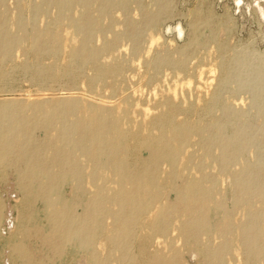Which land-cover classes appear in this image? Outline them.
<instances>
[{
    "label": "rangeland",
    "instance_id": "1",
    "mask_svg": "<svg viewBox=\"0 0 264 264\" xmlns=\"http://www.w3.org/2000/svg\"><path fill=\"white\" fill-rule=\"evenodd\" d=\"M60 1L63 0H0V145L12 142L19 147L15 149L18 155L13 153L15 156H5L0 151V160H4L0 161V264H29L31 261L34 264L43 261V264H167L175 255L177 264H205L202 251L218 247L225 248L223 264H264L261 257L248 255L239 244L241 229L250 227L252 219L264 212V200L247 195L237 184L245 171L253 174L259 169L264 181V20L256 7L258 1L243 0L240 8L235 0H65L68 2L65 8H61ZM260 6L264 9V3ZM86 16L91 22H86ZM179 25L183 35L177 32ZM6 56L10 57L7 59ZM174 97L179 101L175 102ZM7 113H13V118ZM172 123L182 129V138L171 141ZM60 125L65 128L61 129ZM97 126L106 130L102 132L101 142H98ZM244 132L247 140L243 141L240 135ZM9 135H14L15 140ZM38 138L39 143H36ZM183 139L186 140L183 153L177 157L162 156L158 160L156 184L149 186L146 180L153 161L149 149L160 151L167 142L178 145ZM18 142H22L25 150ZM225 143L231 155L223 162L222 145ZM111 144L117 149L113 153L106 152L104 148ZM38 145H50L47 147L49 152L44 150L33 155L34 148L40 147ZM54 147L57 151L52 149ZM61 147L63 155L60 154ZM98 148L102 151L101 158L95 157ZM23 151H26L25 155ZM74 151L78 155L76 158ZM233 154H240V160L233 159ZM62 159H65V165ZM118 163H121L119 169ZM122 166L143 176L141 194L144 198L159 195L148 208L137 203L126 205L128 213L135 219L128 240L123 237V221L117 217L122 210L117 200L133 185L121 178L119 170ZM35 167L39 168L35 170ZM191 182L201 185L210 196L207 207L210 227L188 242L183 228L190 215L184 208L173 205L175 189ZM25 183L30 185L29 188ZM20 186L27 188L24 191ZM37 199L40 200L34 201ZM29 203L34 204L30 206ZM90 205L95 206L92 220L86 212ZM157 213L163 215L156 221L164 226L165 232L154 227ZM28 223L32 225L26 229ZM82 231L87 232L86 237ZM45 242L46 246H51L47 248ZM23 246L26 247L23 249ZM50 247H53L52 252ZM19 255H23V259ZM153 258H157V262L152 261Z\"/></svg>",
    "mask_w": 264,
    "mask_h": 264
},
{
    "label": "bare ground",
    "instance_id": "2",
    "mask_svg": "<svg viewBox=\"0 0 264 264\" xmlns=\"http://www.w3.org/2000/svg\"><path fill=\"white\" fill-rule=\"evenodd\" d=\"M28 1V0H27ZM38 2H39V0H37ZM99 1V0H98ZM258 2L256 3V7H257V9H258V12H259V15H260V17H261V19L262 20H264V9L260 6V3H264V0H257ZM235 2H236V4H237V7L238 8H240L241 7V4H242V2H243V0H235ZM29 3V2H28ZM32 4V3H31ZM12 6V5H11ZM60 6H61V8H65V7H67L68 6V2L67 1H65V0H63V1H60ZM28 9V8H27ZM30 14V13H29ZM77 14V13H76ZM93 16V15H92ZM33 18V17H32ZM21 19H23V18H21ZM35 20V19H34ZM86 22L87 23H89V22H91V18L89 17V16H86ZM29 22V21H28ZM44 22V21H43ZM46 23H47V21H46ZM28 25H30L29 23H28ZM174 29V28H173ZM30 30V29H29ZM122 30V29H121ZM170 31H172L171 29H169ZM174 30H176V29H174ZM177 32L179 33V35H183L184 34V31H183V28L181 27V25H179L178 26V28H177ZM138 36V35H137ZM110 37V36H109ZM77 39V38H76ZM137 42V41H136ZM3 43V42H2ZM4 44V43H3ZM124 44V43H123ZM3 46V45H2ZM1 47V46H0ZM6 48H8V46H5ZM4 47V48H5ZM14 47V46H13ZM13 47H12V49H13ZM124 47V46H123ZM2 48V47H1ZM11 48V47H10ZM9 48V49H10ZM17 49V48H16ZM123 49V48H122ZM126 49V48H125ZM124 49V50H125ZM14 50H15V48H14ZM123 50V51H124ZM6 51V50H5ZM126 51H129V50H127L126 49ZM0 52H1V49H0ZM7 52V51H6ZM10 52V51H9ZM122 52V51H121ZM150 52H151V49H150ZM149 52V53H150ZM2 53V52H1ZM8 53V52H7ZM120 53V52H119ZM127 53V52H126ZM149 53H148V51H147V54L149 55ZM117 55V54H116ZM120 55H121V53H120ZM1 56V55H0ZM7 57V56H6ZM10 57V56H9ZM9 57H7V59L9 58ZM143 57V56H142ZM1 58V57H0ZM122 58V57H121ZM105 59V58H104ZM148 59H150V57L148 58ZM141 60V59H140ZM109 61V60H108ZM120 61V60H119ZM122 61V60H121ZM2 62V61H1ZM0 62V63H1ZM4 62H5V60H4ZM104 62V61H103ZM134 62V61H133ZM135 64V63H134ZM130 65V64H129ZM141 65V64H140ZM139 65V66H140ZM142 68V67H141ZM139 69H140V67H139ZM259 70V69H258ZM166 71V70H165ZM162 73H164V72H162ZM251 74H253V73H251ZM261 77V76H260ZM147 78V77H146ZM252 79V78H251ZM146 80V79H145ZM229 81V80H228ZM188 82V81H187ZM214 82V81H213ZM190 83V82H189ZM188 83V84H189ZM190 85V84H189ZM235 87V86H234ZM236 88V87H235ZM263 88V87H262ZM173 89V88H172ZM176 89V88H175ZM169 90H171V88L169 89ZM174 90V89H173ZM167 92H170L171 93V91H168V90H166ZM176 91V90H175ZM177 92V91H176ZM182 93V92H181ZM67 94H69V93H67ZM75 94V93H74ZM77 94V93H76ZM45 95V94H44ZM56 95V94H55ZM61 95V94H60ZM163 95V94H162ZM173 96H175V94H172ZM177 95L179 96V93L177 92ZM209 95V94H208ZM42 96V95H41ZM57 96V95H56ZM70 96V95H69ZM76 96V95H75ZM165 96H166V94H165ZM165 96H164V98H165ZM203 96V95H202ZM201 96V97H202ZM62 97H63V95H62ZM71 97V96H70ZM69 97V98H70ZM78 97H80V96H78ZM77 97V98H78ZM83 97V96H82ZM134 97L136 98V96L134 95ZM159 97V96H158ZM163 97V96H162ZM169 97V96H168ZM177 97V96H176ZM176 97H174V98H176ZM200 97V96H199ZM200 97V98H201ZM56 98V97H55ZM72 98V97H71ZM160 98V97H159ZM183 98L185 99V96L183 95ZM29 99V98H28ZM34 99V103H35V98H33ZM37 99H39V98H37ZM43 99V98H42ZM44 99H46V97L44 98ZM80 99V98H79ZM162 99V98H161ZM161 99H159V100H161ZM177 99L178 98H176L175 99V102H178L177 101ZM30 100H32V98H30ZM92 100H94V99H92ZM91 100V101H92ZM96 100V99H95ZM138 100V99H137ZM155 100H156V97H155ZM154 100V102H156ZM163 100V99H162ZM8 101V100H7ZM42 101H45V100H42ZM85 101V100H84ZM119 101V100H118ZM122 101V100H121ZM120 101V102H121ZM130 101V100H129ZM152 101H153V99H152ZM152 101H150V102H152ZM164 101H165V99H164ZM37 102H40V101H37ZM36 102V103H37ZM46 102V101H45ZM44 102V103H45ZM70 102V101H69ZM69 102H66V103H69ZM71 102H72V100H71ZM70 102V103H71ZM83 102V101H82ZM100 102V101H99ZM106 102V101H105ZM119 102V103H120ZM153 102V103H154ZM157 102H158V99H157ZM187 102V101H186ZM199 102V101H198ZM6 103H8V102H6ZM13 103V102H12ZM41 103H43V102H41ZM92 103V102H91ZM109 103H111L110 101H109ZM108 103V105H110ZM114 103V102H113ZM116 103V102H115ZM137 103V102H136ZM139 103V102H138ZM201 103V102H200ZM98 104H100V103H98ZM102 104V103H101ZM100 104V105H101ZM1 105H3V104H1ZM7 105V104H6ZM20 105H22V104H20ZM26 105V104H25ZM25 105L23 106V107H25ZM29 106H30V104H28ZM69 105V104H68ZM86 105V104H85ZM94 105H96V104H94ZM106 105V104H105ZM114 105H116L117 106V104H114ZM158 105V104H157ZM228 105V104H227ZM15 106L17 107V105L15 104ZM19 106V105H18ZM38 106H39V104H38ZM99 106V105H98ZM121 106H123V105H121ZM137 106H138V109H139V105L137 104ZM137 106H135V108H137ZM199 106V105H198ZM22 107V108H23ZM27 107V106H26ZM31 107V106H30ZM54 107V106H53ZM59 107H61V106H59ZM101 107V106H100ZM102 107H104V105L102 106ZM118 107H119V105H118ZM117 107V108H118ZM126 107V106H125ZM6 108V107H5ZM9 108H10V106H9ZM8 108V109H9ZM18 108V107H17ZM17 108H16V110H17ZM19 108H20V106H19ZM34 108V107H33ZM42 108H43V105H42ZM47 108V107H46ZM85 108V107H84ZM127 108V107H126ZM216 108V107H215ZM220 108V107H219ZM218 108V109H219ZM237 108H238V106H237ZM7 109V110H8ZM13 109V108H12ZM29 109V108H28ZM60 109V108H59ZM86 109V108H85ZM129 109V108H128ZM245 109V108H244ZM24 110V109H23ZM27 110V109H26ZM30 110H31V108H30ZM38 110V109H37ZM42 110V109H41ZM48 110V109H47ZM63 110V109H62ZM119 110H121V109H119ZM118 110V111H119ZM131 110H133V109H131ZM146 110V109H145ZM199 110H201V109H199ZM5 111V110H4ZM9 111H10V109H9ZM19 111H22V110H19ZM28 111V110H27ZM43 111H44V108H43ZM60 111H61V109H60ZM64 111H66V110H64ZM95 111V110H94ZM135 111V110H134ZM133 111V112H134ZM143 111H144V109H143ZM150 110H148V112H149ZM11 112V111H10ZM9 112V113H10ZM14 112H15V110H14ZM39 112H40V110H39ZM47 113H48V111H46ZM121 112V111H120ZM126 112V111H125ZM136 112V111H135ZM138 112V111H137ZM151 112V111H150ZM149 112V113H150ZM9 113H7L8 114V116L10 115ZM44 113V112H43ZM51 113V112H50ZM127 113V112H126ZM197 113V112H196ZM219 113H220V110H219ZM254 113H255V111H254ZM3 114V113H2ZM12 115H13V113H11ZM34 114V113H33ZM32 114V112H31V115H33ZM108 114V113H107ZM110 114V113H109ZM116 114V113H115ZM117 114H118V112H117ZM134 114V113H133ZM139 113H137V115H138ZM146 115L148 114L147 113V111H146V113H145ZM12 115H10L11 117H12ZM28 115V114H27ZM37 115V114H36ZM35 115V116H36ZM137 115H136V117H137ZM150 115V114H149ZM9 116V117H10ZM15 116H17V114L15 115ZM14 116V117H15ZM38 116H41V114H38ZM60 116H62V115H60ZM65 116V115H64ZM63 116V117H64ZM105 116V115H104ZM107 116V115H106ZM126 116H127V114H126ZM129 116H133L134 117V115H129ZM151 116V115H150ZM10 117V118H11ZM32 117V116H31ZM80 117V116H79ZM78 117V118H79ZM90 117V116H89ZM88 117V118H89ZM112 117V116H111ZM117 117V116H116ZM125 117V116H124ZM135 117V118H136ZM146 117V116H145ZM2 118H4V116L2 117ZM9 118V119H10ZM13 118V117H12ZM22 118V117H21ZM20 118V115H19V119H21ZM33 118H34V116H33ZM43 118H45V117H43ZM81 118V117H80ZM85 118H87V117H85ZM84 118V119H85ZM107 118V117H106ZM108 118H109V116H108ZM119 118H122L121 116H119ZM141 118V117H140ZM140 118L138 119V120H140ZM28 118L26 117V119H25V121L27 120ZM31 119V118H30ZM36 119H37V117H36ZM83 119V118H82ZM92 119V118H91ZM91 119H89V122H91ZM116 119V118H115ZM125 119H127V118H125ZM42 120V119H41ZM62 120H64V119H62ZM123 120V119H122ZM131 120V119H130ZM132 120H134L133 118H132ZM136 120V119H135ZM215 120V119H214ZM243 120H245V119H243ZM12 121V120H11ZM11 121H9V122H11ZM18 121V120H17ZM21 121V120H20ZM25 121H24V123H25ZM30 121V120H29ZM29 121H27L28 123H29ZM36 121H38V120H36ZM36 121H34V122H36ZM65 121V120H64ZM109 121H111V120H109ZM126 121V120H125ZM216 121V120H215ZM26 122V123H27ZM34 122H32V124H34ZM51 122V121H50ZM95 122V121H94ZM106 122V121H105ZM124 122V121H123ZM136 123H137V121H135ZM169 122H170V120H169ZM201 122V121H200ZM5 123V122H4ZM14 123V122H13ZM55 123V122H54ZM58 123V122H57ZM111 123H113V122H111ZM146 123V122H145ZM22 124V123H21ZM30 124V123H29ZM31 124V125H32ZM40 124V123H39ZM52 124V123H51ZM110 124V123H109ZM124 124H126V123H124ZM42 125V124H41ZM40 125V126H41ZM54 125V124H53ZM58 125V124H57ZM90 125V124H89ZM92 125V124H91ZM90 125V126H91ZM105 125H107V124H105ZM111 125V124H110ZM172 125V139H171V141H173V140H176V139H178V138H182L183 137V134H184V132L182 131V129L179 127V126H177V125H173V123L171 124ZM193 125V124H192ZM197 125H198V123H197ZM209 125V124H208ZM3 126V125H2ZM16 126V125H15ZM61 126V125H60ZM68 126H69V124H68ZM86 126V125H85ZM88 126V125H87ZM121 126H122V122H121ZM126 126V125H125ZM9 127V126H8ZM11 127H12V125H11ZM17 127V126H16ZM28 127V129H29V126H27ZM26 127V128H27ZM43 127V126H42ZM50 127V126H49ZM49 127H46V128H48L49 129ZM59 127V126H58ZM58 127H57V129H58ZM98 127V129H97V133H98V142H101V140L103 139L101 136H102V132L105 130L103 127H100V126H97ZM96 127V128H97ZM122 127H124V125L122 126ZM133 127V126H132ZM193 127V126H192ZM20 128V127H19ZM18 128V129H19ZM34 128V127H33ZM38 128H40V127H38ZM44 128V127H43ZM45 128V129H46ZM61 129L63 128L62 126L60 127ZM65 128V127H64ZM63 128V129H64ZM71 128V127H70ZM106 128V127H105ZM127 128V127H126ZM134 129H136L135 127H133ZM132 128V129H133ZM6 129V128H5ZM10 129V128H9ZM12 129V128H11ZM16 128H14V130H15ZM21 129V128H20ZM20 129H19V131H20ZM47 129V130H48ZM53 129V128H52ZM60 129V130H61ZM68 129V128H67ZM128 129V128H127ZM133 129V130H134ZM4 130V129H3ZM13 130V131H14ZM31 130H32V128H31ZM39 130V129H38ZM43 130V129H42ZM42 130H41V132H42ZM46 130V131H47ZM5 131V130H4ZM18 131V130H17ZM51 131V130H50ZM62 131V130H61ZM80 131V130H79ZM106 131V130H105ZM124 131H125V129H124ZM127 131V130H126ZM149 131V130H148ZM169 131H170V129H169ZM3 132V131H2ZM6 132H8V129H7V131ZM5 132V133H6ZM29 132V131H28ZM31 132V131H30ZM49 132V131H48ZM47 132V133H48ZM52 132V131H51ZM54 132V131H53ZM58 132V131H57ZM64 132V131H63ZM113 132V131H112ZM131 132V131H130ZM155 132V131H154ZM11 133H13V132H11L10 131V134ZM45 133V132H44ZM50 133V132H49ZM66 133V132H65ZM122 133H123V130H122ZM145 133H146V131H145ZM169 133V132H168ZM186 133V132H185ZM230 133V132H229ZM14 134V133H13ZM46 134V133H45ZM52 134V133H51ZM59 134V133H58ZM115 134V133H114ZM135 134V133H134ZM147 134V133H146ZM230 134H232V133H230ZM28 135H29V133H28ZM33 135V134H32ZM48 135V134H47ZM54 135H57V134H54ZM62 135H64V134H62ZM78 135H80V134H78ZM109 135H111V134H109ZM169 135V134H168ZM214 135V134H213ZM2 136V135H1ZM0 136V137H1ZM15 136H18L17 134L15 135ZM81 136V135H80ZM122 136H123V134H122ZM144 136H146V135H144ZM220 136V135H219ZM9 137H10V135H9ZM12 137V136H11ZM10 137V138H11ZM13 137H14V135H13ZM12 137V138H13ZM32 137V136H31ZM35 137H36V135H35ZM38 137V136H37ZM60 137V136H59ZM58 137V138H59ZM116 137V136H115ZM130 137V136H129ZM234 137V136H233ZM11 138V139H12ZM14 138H16V137H14ZM13 138V139H14ZM27 139L28 138H30V137H26ZM43 138H45V137H43ZM54 138H55V136H54ZM61 138V137H60ZM122 138V137H121ZM132 138V137H131ZM169 138H170V136H169ZM196 138V137H195ZM220 138V137H219ZM2 139V138H1ZM0 139V140H1ZM5 139V138H4ZM18 139H20V138H18ZM31 139H34L33 137L31 138ZM50 139H52V138H50ZM68 139H69V137H68ZM73 139H74V137H73ZM84 139V138H83ZM82 139V140H83ZM115 139H117V138H115ZM247 140V137H246V135H245V132L244 133H242L241 135H240V140ZM15 140V139H14ZM21 140V139H20ZM30 140V139H29ZM40 140H41V138H40ZM47 140V139H46ZM45 140V141H46ZM57 140H59V139H57ZM56 140V141H57ZM122 140V139H121ZM132 140H134V139H132ZM198 140V139H197ZM237 140V139H236ZM235 140V141H236ZM8 141V140H7ZM27 141V140H26ZM44 141V142H45ZM52 141V140H51ZM55 141V142H56ZM60 141V140H59ZM1 142V141H0ZM6 142V141H5ZM11 142V141H10ZM9 142V143H10ZM17 142V141H16ZM23 142H25L24 140H23ZM28 143H30V141H27ZM34 142V141H33ZM83 142V141H82ZM118 142H120V144L122 143L121 141H118ZM193 142V141H192ZM19 143V142H18ZM36 143H39V138H38V142L36 141ZM36 143H34V144H36ZM42 143V142H41ZM40 143V144H41ZM53 143V142H52ZM51 143V144H52ZM59 143V142H58ZM57 143V144H58ZM68 143V142H67ZM67 143H66V146H67ZM71 143V142H70ZM70 143H69V145H70ZM115 143H116V141H115ZM130 143V142H129ZM131 143H133V142H131ZM22 142L21 143H19V145H20V148H23L22 150H25V146L23 147L22 145ZM50 144V145H51ZM65 144V143H64ZM73 144H74V142H73ZM84 144V143H83ZM185 144H186V140H182V142L180 143V144H178V145H174V144H172L171 142H167L166 143V145L164 146V149L163 150H160V151H158V150H156V149H152V148H150L149 149V151L151 152L150 154H151V156H152V164H151V167H150V173H149V176H148V180H146V182H147V184L149 185V186H151V187H154L155 186V184H156V173H157V166H158V160L162 157V156H167V157H172V156H174V157H177L178 155H180V154H182L183 153V150H184V148H185ZM15 145H17V143L15 144ZM15 145H13V143L11 142L10 144H2V145H0V151L2 152V154H4L5 156L6 155H8V154H13L14 152H15V149H17V148H19L18 147V145L17 146H15ZM29 145H31V144H29ZM49 145V146H50ZM61 145H62V142H61ZM76 145V144H75ZM132 145V144H131ZM139 145H140V143H139ZM22 146V147H21ZM33 146H37V145H33ZM32 146V147H33ZM38 146H40V145H38ZM49 146H40L37 150H35V148H34V152H32V154L33 153H37V152H40V151H44V150H46V151H48L49 149H47V147H49ZM52 146V145H51ZM54 146V145H53ZM65 146V147H66ZM81 146V145H80ZM119 146V145H118ZM260 146V145H259ZM56 147V146H55ZM55 147L54 148H52V149H55ZM74 147V146H73ZM77 147V146H76ZM135 147V146H134ZM195 147H196V145H195ZM262 147V146H261ZM94 148V147H93ZM132 148V147H131ZM140 148V147H139ZM197 148V147H196ZM259 148V147H258ZM32 149V148H31ZM63 149H65L64 147H63ZM78 149V148H77ZM105 150H106V152H109V153H113V152H115V150L117 149V146L116 145H114V144H111V145H108V146H106L105 148H104ZM121 149V148H120ZM193 149V148H192ZM39 150V151H38ZM56 150V149H55ZM66 150V149H65ZM74 150V149H73ZM134 150V149H133ZM261 150V149H260ZM264 150V149H263ZM27 151V150H26ZM26 151H23L24 152V155H25V152ZM57 151V150H56ZM61 151H62V147H61V149H60V154L61 155H63V153H61ZM78 150H76V152H77ZM137 151H139V150H137ZM189 152L191 151V150H188ZM257 151V150H256ZM262 151V150H261ZM49 152V151H48ZM53 152H54V150H53ZM52 152V153H53ZM58 152H59V150H58ZM76 152L74 151V157H75V155H76ZM189 152H187V153H189ZM253 152V151H252ZM16 154H17V152H15ZM19 153V152H18ZM41 153V152H40ZM104 153V152H103ZM240 153H241V151H240ZM15 154V155H16ZM54 154V153H53ZM57 154V153H56ZM83 154V153H82ZM118 154V153H117ZM262 154V153H261ZM3 155V156H4ZM14 155V154H13ZM14 155V156H15ZM18 155V154H17ZM34 155V154H33ZM36 155V154H35ZM45 155V154H44ZM59 155V154H58ZM128 155V154H127ZM148 155V154H147ZM198 155V154H197ZM231 154L228 152V145L225 143V144H223L222 145V156H223V162H225L227 159H229V156H230ZM257 155V154H256ZM2 156V157H3ZM30 156H31V154H30ZM48 156V155H47ZM54 156V155H53ZM52 156V157H53ZM60 156V155H59ZM68 156H69V154H68ZM76 156H78V155H76ZM101 156H102V151H101V149H97L96 151H95V157L96 158H101ZM105 156V155H104ZM118 156V155H117ZM252 156V155H251ZM254 156V155H253ZM252 156V157H253ZM8 157V156H7ZM7 157H6V159H7ZM17 157V156H16ZM21 157V156H20ZM36 157V156H35ZM37 157H39V156H37ZM51 157V158H52ZM56 158H57V156H55ZM66 157V156H65ZM74 157H72V158H74ZM106 157V156H105ZM104 157V158H105ZM107 157H108V155H107ZM134 157V156H133ZM136 157V156H135ZM144 158H145V156H143ZM251 157V158H252ZM11 158V157H10ZM9 158V159H10ZM18 158V157H17ZM40 158V157H39ZM38 158V159H39ZM48 158H49V156H48ZM47 158V160H49ZM60 158V157H59ZM61 158H63V157H61ZM76 158V157H75ZM117 158V157H116ZM120 158V157H119ZM141 158V157H140ZM150 158V157H149ZM198 158V157H197ZM255 158V157H254ZM252 159V160H255V159ZM261 158V157H260ZM3 159V158H2ZM1 159V160H2ZM18 159H21V158H18ZM30 159V158H29ZM32 159V158H31ZM30 159V160H31ZM121 159V158H120ZM233 159H235V160H237V161H239L240 160V154H233ZM0 160V161H1ZM26 160H27V157H26ZM34 160V159H33ZM32 160V161H33ZM60 160V159H59ZM72 160V159H71ZM88 160H89V157H88ZM110 160V159H109ZM136 160V159H135ZM8 162L10 161V160H7ZM22 161V160H21ZM40 161V160H39ZM50 161V160H49ZM58 161V160H57ZM56 160H55V162H57ZM61 161V160H60ZM68 161H69V159H68ZM84 161V160H83ZM102 161V160H101ZM256 161V160H255ZM1 162H4V160L3 161H1ZM0 162V163H1ZM6 162V161H5ZM14 162V161H13ZM34 162V161H33ZM47 162V161H46ZM65 159L63 160L62 159V164L63 165H65ZM119 162V161H118ZM135 162V161H134ZM14 163H16V161L14 162ZM13 163V164H14ZM38 162H36V164H37ZM41 163H42V161H41ZM51 163H52V161H51ZM58 163V162H57ZM207 163H208V161H207ZM243 163V162H242ZM245 163H247V162H245ZM244 163V164H245ZM4 164V163H3ZM2 164V165H3ZM9 165H10V162L8 163ZM12 164V163H11ZM12 164V165H13ZM28 165H31V164H29V163H27ZM50 164V163H49ZM178 164H180V162L178 163ZM215 164V163H214ZM19 165H22V164H18V166ZM33 165H34V163H33ZM38 165V164H37ZM45 165V163H42V166H44ZM57 165V164H56ZM113 166H114V164H112ZM142 165V164H141ZM246 165H248V164H246ZM0 166H1V164H0ZM5 166V165H4ZM17 165L15 164V166L14 167H16ZM32 166V165H31ZM30 166V167H31ZM35 166V165H34ZM147 166V165H146ZM145 166V167H146ZM249 166V165H248ZM259 166V165H258ZM6 167H7V165H6ZM23 166H21V168H22ZM26 167V166H25ZM29 167V168H30ZM40 167V166H39ZM38 167V168H39ZM46 167V166H45ZM117 167H118V169L119 168H121V163H118L117 164ZM123 167V169H121V171L119 170V174H120V176H121V178L123 179V180H125V181H130L131 183H132V185H133V188L131 189V190H129V191H127L126 193H124L123 195H121L119 198H118V203H120L121 205H122V210H121V212H119L118 214H117V217L118 218H120V219H122V221H123V224H124V228H125V230H124V235H123V237H124V239L125 240H128V239H130L131 238V235H130V228L133 226V224H134V218H133V216L132 215H130L129 213H128V211H127V209H126V205L127 204H140V206L142 207V208H146L147 206H150L153 202H155L158 198H159V195H152L150 198H144V195L143 194H141V185L143 184V182L145 181L144 179H143V176H141L140 174H134V173H132L130 170H128L127 168H125V166H122ZM165 167H166V165L164 166V169H165ZM200 167V166H199ZM214 167H216V166H214ZM262 167V166H261ZM10 168V167H9ZM37 168V169H38ZM47 168H48V166H47ZM69 168H71V167H69ZM181 168V167H180ZM217 168V167H216ZM256 168H257V166H256ZM1 169V168H0ZM13 169V168H12ZM16 169V168H15ZM18 169V168H17ZM20 169V168H19ZM18 169V170H19ZM25 169V168H24ZM32 169H34V168H32ZM36 169V167H35V170H37ZM43 169V168H42ZM56 169H57V166H56ZM64 169V168H63ZM163 169V170H164ZM258 169V168H257ZM26 170H27V168H26ZM34 170V171H35ZM44 170V169H43ZM48 170V169H47ZM51 170V169H50ZM169 170V169H168ZM214 170V169H213ZM238 170V169H237ZM239 170H240V168H239ZM238 170V171H239ZM260 171H258L257 173H251V172H247V171H245L244 172V174L237 180V184L239 185V187L247 194V195H251V196H253V195H255L256 197H258V198H260V199H263L264 200V181L263 180H261L262 179V171H261V169H259ZM16 171V170H15ZM28 171H30L29 169H28ZM53 171H55V170H53ZM52 171V172H53ZM195 171V170H194ZM215 171H216V169H215ZM20 172H22V171H20ZM25 172V171H24ZM33 172V171H32ZM37 172H40L41 173V171H37ZM51 172V173H52ZM58 172V171H57ZM103 172V171H102ZM148 172V171H147ZM208 172V171H207ZM17 174L19 173L18 171L16 172ZM16 173H15V175H16ZM23 173V172H22ZM21 173V174H22ZM28 172H26V174H27ZM33 173H35V172H33ZM88 173V172H87ZM193 173V172H192ZM20 174V173H19ZM46 174V173H45ZM78 174V173H77ZM101 174V173H100ZM116 174H118V173H116ZM196 174V173H195ZM215 174V173H214ZM30 176L31 175H29V178H30ZM34 176V175H33ZM36 176H38V174L36 175ZM50 177H51V175H49ZM52 176H53V174H52ZM56 176H58V175H56ZM86 176H88V174L86 175ZM18 177V176H17ZM20 177H21V175H20ZM27 176H25V178H26ZM32 177V176H31ZM47 177V176H46ZM54 177V176H53ZM60 177V176H59ZM62 177V176H61ZM193 177V176H192ZM199 177V176H198ZM19 178V177H18ZM28 178V179H29ZM36 178V177H35ZM67 178V177H66ZM80 178V177H79ZM17 179V178H16ZM20 179H22V178H20ZM32 179V178H31ZM39 180H40V178H38ZM42 179H43V177H42ZM53 179V178H52ZM71 179V178H70ZM77 179V178H76ZM80 179H82V178H80ZM164 179V178H163ZM191 179V178H190ZM230 180H231V178H229ZM19 180V179H18ZM23 180V179H22ZM33 180V179H32ZM223 180L225 181V179L223 178ZM28 181H30V180H28ZM40 181H42V180H40ZM46 181H48V180H46ZM50 181V180H49ZM70 181V180H69ZM80 181V180H79ZM89 181V180H88ZM15 182H17V181H15ZM20 182V181H19ZM37 182H38V180H37ZM44 182V181H43ZM28 183V182H27ZM30 183V182H29ZM42 183V182H41ZM67 183V182H66ZM84 183H86V180H84ZM88 183V182H87ZM224 183V182H223ZM229 183H230V181H229ZM22 184V183H21ZM26 184V183H25ZM33 184V183H32ZM43 184V183H42ZM42 184H40V189H41V186H42ZM44 184H46L45 182H44ZM48 184H50V183H48ZM48 184H46V185H48ZM55 184V183H54ZM59 184V183H58ZM114 184H116V183H114ZM220 184V183H219ZM219 184H218V186H219ZM228 184V183H227ZM231 184V183H230ZM37 185H39V184H37ZM89 185V184H88ZM100 185V184H99ZM23 186V185H22ZM26 186H27V184H26ZM30 186V185H29ZM29 186H27L28 188H29ZM59 186V188H60V185H58ZM91 186V185H90ZM89 186V188L90 189H92V187H90ZM119 186V185H118ZM206 186V185H205ZM233 186V185H232ZM19 187V186H18ZM21 187V186H20ZM26 187V188H27ZM43 187V186H42ZM84 187V186H83ZM114 187H117V185L116 186H114ZM225 187V186H224ZM22 188V187H21ZM26 188H24V189H26ZM52 188V187H51ZM50 188V189H51ZM73 188H74V184H73ZM112 188V187H111ZM206 188V187H205ZM223 188V187H222ZM221 188V189H222ZM230 188H231V186H230ZM23 189V188H22ZM23 189V190H24ZM31 189H33V187H31L30 188V190ZM43 189V188H42ZM113 189V188H112ZM17 190H19L18 188H17ZM44 190V189H43ZM46 190V189H45ZM60 190V189H59ZM59 190H57V192L59 191ZM94 190V189H93ZM116 190V189H115ZM25 191V190H24ZM33 191V190H32ZM37 191H38V189H37ZM51 191V190H50ZM72 191V190H71ZM144 191H145V189H144ZM155 191V189L153 190V192ZM44 192V191H43ZM55 193H56V191H54ZM53 192V193H54ZM21 193V192H20ZM48 194H51V192L49 193V192H47ZM63 193V192H62ZM92 193V192H91ZM95 193V192H94ZM115 193V192H114ZM175 193H176V200H175V204L173 205V207H182V208H184L185 209V211L190 215V220L188 221V223L185 225V227L183 228V232H184V236H185V238H186V240L189 242V241H192L193 239H195L199 234H201V232H205V231H207L208 229H209V227H210V223H209V221H208V219L209 218H207V216H208V210H207V207H208V205H209V203H210V196L207 194V192L201 187V185H198L196 182L195 183H193V182H191V183H189V184H187V185H185L184 187H178V188H176L175 189ZM224 193V192H223ZM30 194V193H29ZM35 194V193H34ZM26 195V194H25ZM31 195V194H30ZM40 195H41V193H40ZM40 195H38V196H40ZM52 195V194H51ZM111 195V194H110ZM24 196V195H23ZM27 196H28V194H27ZM34 196V195H33ZM43 196H46V194H44ZM60 196V195H59ZM79 196V195H78ZM228 196H229V194H228ZM231 196V195H230ZM48 197V196H47ZM56 197V196H55ZM23 198H25V197H23ZM30 198H31V196H30ZM37 198H39V197H37ZM41 198V197H40ZM43 198V197H42ZM66 198V197H65ZM84 198V197H83ZM86 198V197H85ZM91 198V197H90ZM218 198V197H217ZM36 199V198H35ZM47 199V198H46ZM74 199V198H73ZM25 200H28V201H30L31 199H29V198H25ZM38 200H40V199H37V200H34V201H38ZM48 200V199H47ZM87 200V199H86ZM85 200V201H86ZM161 200V199H160ZM227 200H228V198H227ZM232 200V199H231ZM28 201H26V202H28ZM43 201V200H42ZM63 201H65V199L63 200ZM83 201V200H82ZM173 201H174V199H173ZM26 202H23V203H26ZM31 202H32V200H31ZM41 202V201H40ZM46 202V201H45ZM44 202V203H45ZM52 202V201H51ZM100 201H96V203H99ZM231 202V201H230ZM165 203V202H164ZM163 203V204H164ZM243 203V202H242ZM28 204V203H27ZM30 204V203H29ZM34 204V203H33ZM33 204L31 203L30 204V206L32 205L33 206ZM43 204V203H42ZM46 204H47V202H46ZM45 204V205H46ZM241 204V203H240ZM243 205V204H242ZM247 205V204H246ZM250 205V204H249ZM261 205H263V204H261ZM25 206V205H24ZM28 206V205H27ZM27 206H26V208H27ZM46 206H48V205H46ZM46 206H45V208H46ZM259 206V205H258ZM264 206V205H263ZM67 207H69V206H67ZM48 208V207H47ZM95 206L94 205H90L88 208H87V211L86 212H88V214H89V216H88V218L90 219V220H92L93 219V217H92V215H93V213H95L94 211H95ZM148 208V207H147ZM158 208H159V206H158ZM158 208H156L157 210H158ZM31 209H33V207L31 208ZM44 209V208H43ZM57 209V208H56ZM61 209V208H60ZM65 209V208H64ZM73 209V208H72ZM28 210H30V209H28ZM74 210V209H73ZM177 210V209H176ZM181 210V209H180ZM33 211V210H32ZM46 211H47V209H46ZM60 211V210H59ZM69 211V210H68ZM155 211V210H154ZM18 212V211H17ZM38 212V211H37ZM46 213V212H45ZM97 213V212H96ZM155 212H153V214H154ZM220 213V212H219ZM26 214H29L28 212L26 213ZM47 214V213H46ZM45 214V215H46ZM67 214H69V213H67ZM146 214V213H145ZM71 215H72V213H71ZM34 216V215H33ZM139 216H140V214H139ZM162 213H157V215L155 216V220L153 221V224H154V227L156 228V230H158V231H161V232H165V228H164V226H162L161 225V223H159V221H156V219L157 220H161V218H162ZM219 216V215H218ZM222 216V215H221ZM62 217V216H61ZM151 217V216H150ZM177 217H178V215H177ZM98 218V217H97ZM27 219H28V217H27ZM34 219V218H33ZM70 219V218H69ZM88 219V220H89ZM145 219V218H144ZM147 219V218H146ZM149 219V218H148ZM147 219V220H148ZM87 220V222L89 223V221ZM110 220V219H109ZM213 220H214V218H213ZM17 221V220H16ZM245 221H246V219H245ZM248 221V220H247ZM25 222H26V220H25ZM28 222H29V220H28ZM53 222V221H52ZM57 222V221H56ZM60 222V221H59ZM58 222V223H59ZM68 222V221H67ZM72 222V221H71ZM104 222V221H103ZM108 222H110V221H108ZM140 222V221H139ZM175 222V221H174ZM249 222H250V220H249ZM252 223H251V225H250V227H248V228H242L241 229V242H240V240H239V244H241V246L244 248V250L243 251H245L248 255H250V256H257V257H261V259H263V261H264V228H262L261 227V224H263L264 225V212L263 213H260V214H258V215H256L253 219H252V221H251ZM27 223V222H26ZM32 223V222H31ZM62 223H64V222H62ZM237 223V222H236ZM29 224L30 223H28V224H26L27 225V227H26V229L28 228V226H29ZM60 224H61V222H60ZM59 224V225H60ZM86 224V223H85ZM109 224V223H108ZM107 224V225H108ZM141 224V223H140ZM176 224H177V222H176ZM213 224V223H212ZM243 224H244V222H243ZM245 224H246V222H245ZM245 224L243 225V226H245ZM247 224H248V222H247ZM30 225H32V224H30ZM56 225V224H55ZM54 225V226H55ZM178 225V224H177ZM38 226V225H37ZM36 226V227H37ZM52 226V225H51ZM54 226H52V229H54L55 227ZM68 226V225H67ZM67 226H65V227H67ZM70 226V225H69ZM144 226V225H143ZM142 226V228L144 229V227ZM176 226V225H175ZM179 226V225H178ZM24 227V228H25ZM35 227V226H34ZM43 227V226H42ZM49 227V226H48ZM54 227V228H53ZM61 226H59V228H60ZM107 227H109V225L107 226ZM246 227V226H245ZM30 228V227H29ZM47 228V227H46ZM141 228V229H142ZM151 228V227H150ZM214 228V227H213ZM36 228H34V230H35ZM49 229V228H48ZM58 229V228H57ZM56 229V230H57ZM62 229H65V228H62ZM152 229V228H151ZM25 230V229H24ZM29 230V229H28ZM43 230V229H42ZM168 230V229H167ZM174 230H175V228H174ZM32 232H33V230H31ZM58 231V230H57ZM74 231V230H73ZM144 231V230H143ZM147 231V230H146ZM24 233H27V232H25V231H23ZM32 232H30V234L32 233ZM45 232V231H44ZM47 232V231H46ZM50 232H51V230H50ZM54 232H55V230H54ZM62 231H60V233H61ZM64 232H65V230H64ZM58 232H56L55 234H57ZM28 234V233H27ZM34 234H36V232L34 233ZM38 234V233H37ZM54 234V236H56ZM77 234H78V232H77ZM81 234L83 235V237H86L87 236V232L86 231H82L81 232ZM142 234H145L144 232L142 233ZM23 235V234H22ZM25 235V234H24ZM39 235V234H38ZM43 235V234H42ZM49 235V234H48ZM66 235V234H65ZM64 235V236H65ZM174 235V234H173ZM176 235V234H175ZM239 235V234H238ZM33 234L31 235V238H33ZM41 236V235H40ZM39 236V237H40ZM66 236H68V235H66ZM78 236V235H77ZM27 237V236H26ZM29 237H30V235H29ZM28 237V238H29ZM42 237V236H41ZM45 237H46V235H45ZM52 237V236H51ZM58 237H59V235H58ZM79 237V236H78ZM2 238V237H1ZM25 238V237H24ZM63 238V237H62ZM15 239V241H16V238H14ZM49 239H51L50 237H49ZM60 239H61V236H60ZM64 239H66V238H64ZM80 239V238H79ZM84 239V238H83ZM211 239V238H210ZM218 239V238H217ZM225 239V238H224ZM239 239V238H238ZM26 240V239H25ZM28 240V239H27ZM38 240H40V239H38ZM56 240H58V239H56ZM89 240H90V238H89ZM158 240V239H157ZM9 242H10V240H8ZM20 241H23V240H21L20 239ZM20 241H18V242H20ZM29 241V240H28ZM46 241H47V239H46ZM52 241H53V239L51 240V243H52ZM64 241V240H63ZM159 241V240H158ZM162 241V239L159 241V242H161ZM173 241V240H172ZM236 241H238V240H236ZM8 242V243H9ZM17 242V241H16ZM49 242V241H48ZM55 241H53V243H54ZM81 242V241H80ZM83 242V241H82ZM99 242V241H98ZM169 242V241H168ZM221 242V241H220ZM6 243V242H5ZM14 243V242H13ZM21 243V242H20ZM20 243L18 244V243H16V244H18V245H20ZM30 243H32L31 241H30ZM43 243V242H42ZM46 243L47 242H45L44 244H45V246H46ZM52 243V244H53ZM77 243V242H76ZM90 243V242H89ZM23 244V243H22ZM21 244V245H22ZM44 244H43V246H44ZM55 244H56V242H55ZM55 244H53L54 246H55ZM158 244V243H157ZM8 245V244H7ZM11 245H12V243H11ZM11 245H8V246H11ZM26 245V244H25ZM27 245H28V243H27ZM91 245V244H90ZM159 245H161V244H159ZM158 245V246H159ZM6 246V245H5ZM49 246H51V244L49 245L48 244V246H46L47 248L49 247ZM73 246V245H72ZM98 246V245H97ZM165 246V245H164ZM237 246H238V244H237ZM7 247V246H6ZM13 247V246H12ZM16 247H17V245H16ZM21 247V246H20ZM26 247V246H25ZM24 246H23V249L25 248ZM66 247V246H65ZM68 247V246H67ZM100 247V246H99ZM111 247V246H110ZM117 247H119V246H117ZM136 247V246H135ZM167 247V246H166ZM166 247H165V249H166ZM28 248V247H27ZM46 248V249H47ZM51 248H53V247H50L49 248V250L51 249ZM55 249H56V246L54 247ZM125 249H126V247H124ZM160 248V247H159ZM232 248V247H231ZM241 248V247H240ZM14 249V248H13ZM23 249L21 250V251H23ZM29 249H30V247H29ZM42 249V248H41ZM81 249V248H80ZM119 249V248H118ZM135 249V248H134ZM158 249V248H157ZM164 249V250H165ZM233 249V248H232ZM235 249V248H234ZM9 250H10V248H9ZM18 250V249H17ZM28 250V249H27ZM79 250V249H78ZM85 250V249H84ZM83 250V251H84ZM148 250V249H147ZM161 250H163V249H161ZM25 251V250H24ZM23 251V252H24ZM31 250H29V252H30ZM51 251V250H50ZM52 251H53V249H52ZM51 251V252H52ZM57 251V250H56ZM66 251V250H65ZM86 251V250H85ZM224 251H225V248L224 247H218L217 249H204L203 251H202V255L204 256V259H205V264H223V260H224V256H223V253H224ZM14 252H15V249H14ZM13 252V253H14ZM17 252H19V251H17ZM28 252V253H29ZM60 252V251H59ZM81 252V251H80ZM105 252V251H104ZM121 252V251H120ZM137 252H139V251H137ZM151 252H153V250L151 251ZM192 252H193V249H192ZM191 252V253H192ZM11 253V252H10ZM21 253V252H20ZM31 253V252H30ZM90 253V252H89ZM102 253V252H101ZM122 253V252H121ZM236 253H238V252H236ZM236 253H235V256H236ZM241 253V252H240ZM18 254V253H17ZM23 254V253H22ZM25 254H26V252H25ZM66 254V253H65ZM118 254V253H117ZM134 254V253H133ZM173 254V253H172ZM227 254V253H226ZM239 254V253H238ZM238 254H237V258H239L238 257ZM31 255H32V253H31ZM44 255V254H43ZM55 255V254H54ZM99 255H101V254H99ZM99 255H97V256H99ZM140 255V254H139ZM200 255H201V253H200ZM240 255V254H239ZM11 256H13V255H11ZM10 256V257H11ZM20 256V255H19ZM23 256V255H22ZM22 256H20V258L22 257ZM107 256V255H106ZM155 256V255H154ZM177 255H175L172 259H170L169 261H167V264H177L178 263V261H177V257H176ZM188 256V255H187ZM197 256V255H196ZM25 257V256H24ZM39 257V256H38ZM121 257V256H120ZM125 257L126 258H129L128 257V254H126L125 255ZM201 257V256H200ZM19 258V257H18ZM32 258H33V256H32ZM35 258V257H34ZM33 258V259H34ZM105 258V257H104ZM124 258V257H123ZM187 258V257H186ZM192 258H193V255H192ZM13 259H14V257H13ZM21 259H23V257L21 258ZM19 260V261H22V260ZM26 259V258H25ZM29 259H31V258H29ZM195 259V258H194ZM245 259V258H244ZM16 260H18L17 258H16ZM28 260V259H27ZM35 261H36V259H34ZM104 260V259H103ZM130 260V259H129ZM154 260H156V262H157V258H153L152 259V261H154ZM187 260V259H186ZM18 261V262H19ZM138 261V260H137ZM144 261V260H143ZM195 261H196V259H195ZM249 261V260H248ZM26 262V261H25ZM34 261H31L30 263H33ZM44 262V261H43ZM43 262H42V264H43ZM100 262V261H99ZM107 262V261H106ZM189 262V261H188ZM239 262H240V260H239ZM256 262V261H255ZM22 263V262H21ZM24 263V262H23ZM29 263V264H30ZM37 263H39V262H37ZM36 263V264H37ZM48 263V262H47ZM199 263V262H198ZM26 264H28V263H26ZM34 264V263H33ZM99 264V263H98ZM115 264V263H114ZM143 264V263H142ZM195 264H197V263H195ZM230 264H231V262H230ZM241 264V263H240Z\"/></svg>",
    "mask_w": 264,
    "mask_h": 264
}]
</instances>
